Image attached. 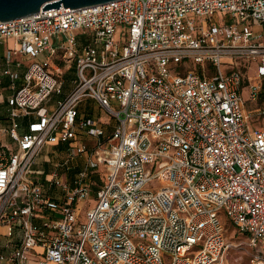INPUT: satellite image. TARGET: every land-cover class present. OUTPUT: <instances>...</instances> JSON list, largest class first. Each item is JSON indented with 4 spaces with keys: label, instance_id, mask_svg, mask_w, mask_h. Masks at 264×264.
<instances>
[{
    "label": "built area",
    "instance_id": "built-area-1",
    "mask_svg": "<svg viewBox=\"0 0 264 264\" xmlns=\"http://www.w3.org/2000/svg\"><path fill=\"white\" fill-rule=\"evenodd\" d=\"M9 40L0 264H222L243 244L226 220L262 256L264 0L62 6L0 21ZM87 99L109 120L87 119ZM48 145L65 147V165L88 159L72 184L53 173L59 199L31 178Z\"/></svg>",
    "mask_w": 264,
    "mask_h": 264
},
{
    "label": "rangeland",
    "instance_id": "rangeland-1",
    "mask_svg": "<svg viewBox=\"0 0 264 264\" xmlns=\"http://www.w3.org/2000/svg\"><path fill=\"white\" fill-rule=\"evenodd\" d=\"M229 15L227 14H217L214 19L216 20V22L218 23L219 21H222L224 19H228ZM121 32V29L119 31V33ZM116 41H120V36L117 35L115 37ZM12 45V43L10 42H4L3 44H0V58L3 57V54L5 53L7 47H10ZM37 61H40L42 63H44L46 61V57L44 55H41ZM0 65H1V60H0ZM251 74H254V71L251 72ZM65 80H67V86H69V84L75 79V72L69 71L67 73V75H65ZM68 89V88H67ZM4 96L7 95L6 92L3 93ZM105 118L109 117L107 114L104 115ZM2 140V142H4L9 148L11 149H15V144L11 141V139L9 140L7 136H2L0 135V141ZM0 142V144L2 143ZM3 145V144H2ZM63 147V146H62ZM56 151V154H51L50 156H55V162L58 163H62L64 159V161H66L68 158H70V156H68V153L65 149V147H63V149L60 150L59 147H54L53 149L50 147V151ZM46 153V149H44L43 151H41V155L43 156ZM39 154V155H40ZM37 159V158H36ZM87 157L85 155H81L79 157H75L73 158L69 165L64 166L61 169H57L56 171H59V175L63 178H65L68 182L73 183V181L75 180L76 176L84 169L86 163H87ZM36 162H34L33 164V169H44L45 172H50L49 170V166L48 165H44L41 161L38 164H35ZM55 170V169H54ZM93 173V171H91ZM34 180L39 183H43L46 184L44 181V177H38V176H33ZM93 181L96 183V186H94V190H97L99 185L102 183L101 181V177L99 175H97L96 177H94ZM156 184V183H155ZM46 186H48L46 184ZM94 199H95V195H94ZM93 203H95V201H93ZM226 225V236L227 238L234 244H239V243H243L241 247L237 248V249H233L231 250L225 257L224 261L222 264H264V243L261 247H259V249L262 250L261 255L262 256H258L254 250H252L247 244H246V239L240 235L235 229L234 227L226 220L225 222Z\"/></svg>",
    "mask_w": 264,
    "mask_h": 264
},
{
    "label": "crops",
    "instance_id": "crops-1",
    "mask_svg": "<svg viewBox=\"0 0 264 264\" xmlns=\"http://www.w3.org/2000/svg\"><path fill=\"white\" fill-rule=\"evenodd\" d=\"M8 42L12 43V45L10 47H7L5 53L12 48H16V46H17L14 40H9V41H7V43ZM5 53L3 54V57L0 58V60H1V65H0V116L6 115L7 101L12 94V91L10 89V80L3 75V71H4L3 60H4ZM21 61L23 62L24 67L22 69H18V70L16 68L13 69L16 72H19L20 75H22L26 71V68H27L28 64L30 63V60L28 58H23V59H21ZM70 71H72V70H70ZM67 73L65 75H67ZM66 83H67V80H66ZM72 87H73V85L71 82L69 84V86L67 87L68 89L67 88L64 89V95L63 96L67 95L71 91ZM4 92L7 93L6 96H4V94H3ZM58 99L59 98H57V97H53V99H52L53 102H51V104L47 105V107H50V108L53 107ZM81 112L83 113V115L86 116L87 119L99 121L102 123L109 120L108 117L105 118V116H104L105 113L100 108V106L94 100H91V99H87L81 104ZM33 121H34V117H27V118L23 119L21 122V132L27 131L30 123ZM5 127H7V126H5ZM2 136H4V135H2ZM8 139L10 140L9 137H8ZM1 142H2V140H1ZM1 144L6 145L4 142H2ZM50 147L53 149L54 147L60 148L62 146H60V145L59 146H54V145L46 146L44 148V149H46V153L43 156L40 154L37 157V159L35 160V162H36L35 164H38L41 161L45 166L48 165L50 172H45L44 169H38V168L33 169V167H32V175H31V178H33V179H34L33 176L44 177V181L48 186H46V184H43L41 182H39V183L42 184L44 186V189L47 191H49V189H50V185H51L50 182H51L53 173L57 170V168L61 169L64 166H67V165H65L66 161H64V159H62L63 160L62 163L57 164L55 162L56 155L55 156H50V155L56 154L57 152L53 151V150L50 151ZM57 172L59 175V171H57ZM59 177H60L62 182L67 183V184H72V183L68 182L65 178L61 177L60 175H59ZM49 193L56 199H59L63 194L61 189H57V190L56 189H54V190L50 189Z\"/></svg>",
    "mask_w": 264,
    "mask_h": 264
},
{
    "label": "water",
    "instance_id": "water-1",
    "mask_svg": "<svg viewBox=\"0 0 264 264\" xmlns=\"http://www.w3.org/2000/svg\"><path fill=\"white\" fill-rule=\"evenodd\" d=\"M122 0H0V21H12L38 14L41 10L81 9Z\"/></svg>",
    "mask_w": 264,
    "mask_h": 264
},
{
    "label": "trees",
    "instance_id": "trees-1",
    "mask_svg": "<svg viewBox=\"0 0 264 264\" xmlns=\"http://www.w3.org/2000/svg\"><path fill=\"white\" fill-rule=\"evenodd\" d=\"M67 87H68V86H67V83H66L65 88H67ZM65 88H64V89H65ZM0 117H1L2 120L5 122V126H7V125H8V122H7V114H6V115H1ZM61 149H63V147H60V150H61ZM96 176H97V175H96L95 173L92 175V178H91V181H92V182H94L93 179H94V177H96ZM94 183H95V182H94Z\"/></svg>",
    "mask_w": 264,
    "mask_h": 264
}]
</instances>
